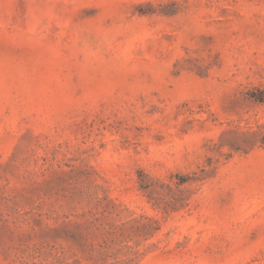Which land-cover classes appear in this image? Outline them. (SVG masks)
Returning a JSON list of instances; mask_svg holds the SVG:
<instances>
[{
    "label": "rangeland",
    "instance_id": "1",
    "mask_svg": "<svg viewBox=\"0 0 264 264\" xmlns=\"http://www.w3.org/2000/svg\"><path fill=\"white\" fill-rule=\"evenodd\" d=\"M0 264H264V0H0Z\"/></svg>",
    "mask_w": 264,
    "mask_h": 264
}]
</instances>
